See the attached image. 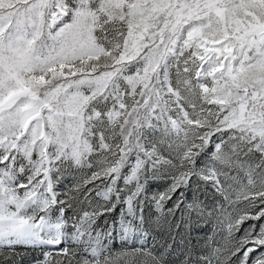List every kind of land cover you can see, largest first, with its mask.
<instances>
[{"label": "snow or ice", "instance_id": "obj_1", "mask_svg": "<svg viewBox=\"0 0 264 264\" xmlns=\"http://www.w3.org/2000/svg\"><path fill=\"white\" fill-rule=\"evenodd\" d=\"M21 248L264 264V0H0V262Z\"/></svg>", "mask_w": 264, "mask_h": 264}, {"label": "rangeland", "instance_id": "obj_2", "mask_svg": "<svg viewBox=\"0 0 264 264\" xmlns=\"http://www.w3.org/2000/svg\"><path fill=\"white\" fill-rule=\"evenodd\" d=\"M78 178L79 177H77V179ZM74 182L75 181H73L72 178L65 179V181H64L65 188L67 189V188L71 187ZM163 184H164V182L160 181V182H157L156 184H154L153 187L154 188H162ZM247 223H252V222H247ZM246 226H247V224L245 225V227ZM18 251L20 252V256L17 257L19 264H34L35 259H37V258L42 259L43 258L42 252H40V251H32V250L24 249V248L18 249ZM0 264H2V262H0Z\"/></svg>", "mask_w": 264, "mask_h": 264}]
</instances>
